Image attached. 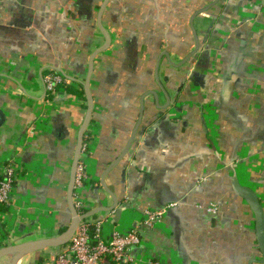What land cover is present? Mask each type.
<instances>
[{"label":"crops","instance_id":"obj_1","mask_svg":"<svg viewBox=\"0 0 264 264\" xmlns=\"http://www.w3.org/2000/svg\"><path fill=\"white\" fill-rule=\"evenodd\" d=\"M104 1L0 0V179L17 171L9 209L0 206V248L53 239L70 225L67 191L89 61L105 43ZM214 1L109 0L102 17L111 45L94 62L87 180L74 201L86 211L118 202L119 216L90 219L103 221L105 242L144 211L175 205L142 230L132 249L140 264H262L255 216L233 179L264 208V0H220L197 16L200 49L173 66L195 50L192 17ZM50 71L66 80L54 95L45 91ZM141 118L105 178L109 193L102 178ZM24 256L41 264V255Z\"/></svg>","mask_w":264,"mask_h":264},{"label":"water","instance_id":"obj_2","mask_svg":"<svg viewBox=\"0 0 264 264\" xmlns=\"http://www.w3.org/2000/svg\"><path fill=\"white\" fill-rule=\"evenodd\" d=\"M220 0H215L211 5L205 7L204 9L198 11L193 17L191 21V27L193 29L194 37L196 39V48L195 50L181 63L180 65H173L174 67H181L183 66L190 57L194 56L200 49L198 37L196 34V31L193 26V22L195 18L199 15L205 14L207 11H209L213 6L217 5ZM109 0H105L103 5L101 6L100 12H99V17H98V27L103 34L105 38V43L102 47L98 48L92 55L89 61V70L88 74L84 83V91L85 95L87 98V104H88V109H87V114L85 117V120L83 122V125L78 133V138H77V146L75 150V155L73 158L72 166H71V173H70V180H69V185H68V191H67V200H68V205L69 209L72 215V220L70 222V225L63 231L61 232L56 238L53 239H41V240H35V241H29V242H24L20 244H15V245H8L3 248H0V262L6 258L10 257L15 254H21V255H36L43 253L49 249H61L70 244L72 241L73 237L77 233L80 225L87 220H90L94 215L99 214L101 212H109V213H114L117 216L121 214L122 211H118L116 209L118 207V202L115 201V204L113 207L105 209V208H99V209H93L91 211H87L85 213H81L78 208L76 207V202L74 201L75 194H76V189H77V184H76V178H77V172H78V167L82 163L81 156L83 154V149L85 146V137H86V132L88 131L91 122H92V115L94 111V98L92 96L91 92V79L92 75L94 72V62L100 54L104 53L107 49L110 48L111 45V39L105 28L103 27L102 24V17L105 11V8L108 4ZM168 57V56H167ZM172 65V64H171ZM155 97L157 96L156 93H151ZM166 94V92H165ZM167 95V94H166ZM169 106V103L167 104L166 107H160V108H167ZM144 113V107H142V116ZM142 118L139 120L137 123V126L135 130L133 131V134L124 150L122 155L108 168L106 173L104 174L101 185L106 188V185L104 184L105 178L108 175V173L118 164L122 161V159L126 156L128 153L132 143L134 142L136 135L138 133L140 124H141ZM233 188L234 191L246 202V204L249 206L251 211L253 212L255 216V222H256V234H257V241H258V246L261 250L262 253V260L261 263L264 264V208L262 206V203L260 202L258 196L254 191L248 187L242 186L239 181L234 178L233 179ZM107 192L108 189H107ZM111 193V192H109ZM112 195V194H111ZM113 196V195H112ZM15 261H13L10 264H14Z\"/></svg>","mask_w":264,"mask_h":264},{"label":"built area","instance_id":"obj_3","mask_svg":"<svg viewBox=\"0 0 264 264\" xmlns=\"http://www.w3.org/2000/svg\"><path fill=\"white\" fill-rule=\"evenodd\" d=\"M65 82V78L60 72H48L44 76L46 95H54L56 88ZM85 151L86 145L84 146L83 153ZM16 173L17 171L14 167H9L7 170V178L4 180L0 179V205L10 206L11 196L17 178ZM86 180V167L81 163L77 172V187H81ZM174 206L170 205L168 208L162 210L144 211L141 221L136 226L126 234L113 232L110 242H105L103 239V221L93 223L90 220L84 221L70 244L63 248L62 252L57 255L54 264H140L132 256V249L141 245L142 230L154 228L163 220L166 212ZM76 207L81 213L87 212L83 209L84 207L81 203H76ZM208 210L212 214L218 212L215 206L210 207ZM148 264L160 263L149 262Z\"/></svg>","mask_w":264,"mask_h":264},{"label":"rangeland","instance_id":"obj_4","mask_svg":"<svg viewBox=\"0 0 264 264\" xmlns=\"http://www.w3.org/2000/svg\"><path fill=\"white\" fill-rule=\"evenodd\" d=\"M1 246L3 245V243H0ZM7 245H12L10 242L7 243ZM63 249H53V250H48V251H45L43 253H40V254H36L34 257L35 259H39V255H41L42 258H45L47 259V261H51L52 259H54L60 252H62ZM20 257H25L24 261L21 262V263H24V264H27L28 263V257L30 256H24V255H21V254H15V255H12L10 256V260L6 261V262H1V264H10L12 263L13 261L15 262H18L17 260L20 258ZM27 257V258H26ZM6 259V258H5ZM8 259V258H7ZM20 261V260H19ZM14 262V263H15Z\"/></svg>","mask_w":264,"mask_h":264},{"label":"trees","instance_id":"obj_5","mask_svg":"<svg viewBox=\"0 0 264 264\" xmlns=\"http://www.w3.org/2000/svg\"><path fill=\"white\" fill-rule=\"evenodd\" d=\"M0 206L4 207L5 209H9L8 206H3V205H0ZM63 231H64V230H63ZM63 231H62V232H63ZM64 248H65V247H64ZM61 249H63V248H61ZM49 250H53V249H49ZM47 251H48V250H47ZM39 262H40L41 264L44 263L43 258H40Z\"/></svg>","mask_w":264,"mask_h":264},{"label":"flooded vegetation","instance_id":"obj_6","mask_svg":"<svg viewBox=\"0 0 264 264\" xmlns=\"http://www.w3.org/2000/svg\"><path fill=\"white\" fill-rule=\"evenodd\" d=\"M60 87V85L56 88V91H57V89ZM87 137V136H86ZM89 138V137H88ZM86 139V138H85Z\"/></svg>","mask_w":264,"mask_h":264},{"label":"bare ground","instance_id":"obj_7","mask_svg":"<svg viewBox=\"0 0 264 264\" xmlns=\"http://www.w3.org/2000/svg\"><path fill=\"white\" fill-rule=\"evenodd\" d=\"M7 261V260H6ZM9 261V260H8Z\"/></svg>","mask_w":264,"mask_h":264}]
</instances>
